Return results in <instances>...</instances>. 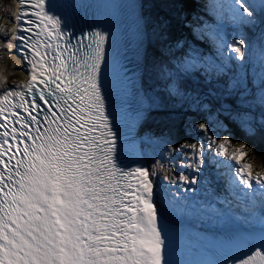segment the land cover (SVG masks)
<instances>
[{"label": "snow or ice", "instance_id": "1", "mask_svg": "<svg viewBox=\"0 0 264 264\" xmlns=\"http://www.w3.org/2000/svg\"><path fill=\"white\" fill-rule=\"evenodd\" d=\"M19 5L10 21L19 26L0 24V64L3 52L15 48L28 74L26 82L9 86L0 68V264H264V172L243 161L253 149L234 143L235 133L224 131L210 103L196 97L204 119L188 122L182 142L156 141L159 150L147 156L130 142L132 125L117 102L131 80L106 15L78 29L76 10L91 5ZM256 7L248 0H210L217 25L191 31L194 40L207 36L214 54L177 41L176 48L187 50L161 69L170 96H183L180 81L193 75L212 85L206 95L223 101L219 114L227 113L249 137L264 134V40L253 56L245 38L229 42L222 25L264 26ZM246 60L254 66L251 79ZM233 62L239 72L227 78ZM221 77L223 87L215 88ZM226 98L234 107L225 106ZM206 162L218 175L221 169L228 174L234 199L217 201L227 207L189 203L198 184L211 183ZM193 215L216 235L173 227Z\"/></svg>", "mask_w": 264, "mask_h": 264}, {"label": "rangeland", "instance_id": "2", "mask_svg": "<svg viewBox=\"0 0 264 264\" xmlns=\"http://www.w3.org/2000/svg\"><path fill=\"white\" fill-rule=\"evenodd\" d=\"M181 4L183 5V3L180 2L179 5ZM179 5L177 4V7ZM259 5L260 4H257V8H260ZM148 6L149 0H143V17L147 26L148 35V55L145 62L146 65L144 70V82L142 80V87L149 101L151 100L152 103H150L151 116L147 119V121H145V124L141 129L140 136L142 148L145 151V154L147 156H151L155 151L159 150V145L155 143L156 141L160 140L161 138H170L178 141L182 138L185 139L187 138L186 129L188 122L191 120L200 121L195 115L196 110L194 100L196 97H199L201 101L210 104L213 102L221 103L223 101H217L211 96L206 95L212 85H209L203 79H199L197 75H193L190 77L192 81L188 85L190 87L189 89H181V91L184 93L183 96L169 95L167 90L169 78L166 75L161 74V69L170 68L174 61V57L181 56L187 50V45L185 46V48L178 49L175 47V43L177 42L172 44L170 48L167 44H163L161 48L157 47L156 51H154L153 48L154 46H156V44L154 43L153 45V42H151L150 40V38H153L152 33H154V11H149ZM193 7L197 14L192 13V16H194V18H196V16L200 18L198 22L199 24L203 23L204 25L213 26V24H211L210 20L208 19L207 12L198 11L195 8V0H193ZM13 12V0H0V24L4 25L6 28L13 29L12 22H10L13 16ZM255 12H257V9H255ZM186 16L187 12L184 10L181 15L182 20H184ZM254 16H256L255 13ZM184 23L188 26V23L186 21H184ZM188 29L191 31L192 28L188 26L183 33L186 34L181 37L179 41L187 40L188 44L195 45V42L192 40V31L190 33L188 32ZM240 35L245 37V33H242ZM237 39H239V37ZM197 42L201 43L198 40ZM197 48L201 53H204L205 55H210L208 53H205L199 47ZM157 52L161 55L158 56ZM3 56L4 59L2 64H0V68H3L4 75L6 76L8 81L7 83H9V85H13L14 83H21L20 76L22 75L19 76L21 71L19 68V63L16 62V57L13 53V50L11 54H9L7 50H5L3 52ZM246 62L247 60L245 61V63ZM235 64L236 62H233V64L230 65L229 71L232 72V75L230 77H232L235 73L239 72V70L236 69ZM252 72L253 69L250 70L249 75H251ZM219 79V83L213 81V85L215 86V88L223 87L225 78L221 77ZM198 80H200L201 82H199ZM225 106L231 107L227 104V102ZM217 112H219V107H217ZM199 115L201 114L199 113ZM254 115L255 119L258 121L260 119L258 111L254 110ZM180 131H182L183 135H180L179 138L175 139L176 132L180 133ZM242 159L243 161L253 163V160H251L250 158L243 157ZM205 170L206 173L204 175L211 179V183L208 185H205L203 183L198 184L196 187L200 190H198L196 193L188 194L189 203H203L205 201H212L215 203L216 207L220 208L222 203L217 201H223V199L219 195L214 193L215 185L218 181L217 174L215 173L217 169L213 165H210L206 162ZM256 172H264V167L263 169H259ZM191 196H193V200L191 199ZM186 218H190L192 221L197 222L199 225H207L205 223H202L201 220L195 215L188 216Z\"/></svg>", "mask_w": 264, "mask_h": 264}, {"label": "trees", "instance_id": "3", "mask_svg": "<svg viewBox=\"0 0 264 264\" xmlns=\"http://www.w3.org/2000/svg\"><path fill=\"white\" fill-rule=\"evenodd\" d=\"M179 1L183 3V5L181 4L182 8L181 5H179ZM177 4L179 5L178 7ZM148 7L149 11H154V33H152L153 38H150L151 42H153V45L154 43L156 44V46L153 48L154 51H156L157 47L161 48L163 44H167L170 48L172 44L179 41L180 38L186 34H183L184 30L187 29L184 21L191 22L192 19L195 20L194 16H192V13L195 12L192 0H149ZM184 10L187 12V16L184 20H182L181 15ZM192 40L197 46V41L194 39ZM157 55L159 56L161 54L157 52ZM197 77L201 79L199 75H197ZM191 81V78L181 80V89H189L190 87L188 85L191 83ZM198 81L201 82L200 80ZM227 104L231 107H234L233 101L230 98H227ZM210 106L212 108L213 116L218 115L221 121L226 125L224 131H233L235 133V142L246 143L250 148L253 149V152L248 153L246 157L253 160L255 165L254 170L263 168L264 134H257L251 137L247 136L245 132L239 128L237 123L228 118V114H219V112H217V107H220L219 102H213L210 104ZM195 115L200 121L204 119V116L202 114L199 115V113L196 111ZM180 135H183L182 131H180V133L176 132L175 139L179 138ZM182 140L183 138L179 141ZM191 199L193 200V196H191Z\"/></svg>", "mask_w": 264, "mask_h": 264}, {"label": "bare ground", "instance_id": "4", "mask_svg": "<svg viewBox=\"0 0 264 264\" xmlns=\"http://www.w3.org/2000/svg\"><path fill=\"white\" fill-rule=\"evenodd\" d=\"M257 5V4H256ZM142 7H143V0H142ZM259 7H260V5H259ZM142 13H143V11H142ZM147 50H148V46H147ZM13 53H14V55H15V57H16V62L17 63H19V68H20V74H19V76L20 75H22V76H20V80H21V83L24 81V79H25V71L23 70V68H22V65H23V61H22V59H21V57L18 55V54H16L15 52H14V50H13ZM148 55V54H147ZM146 58H147V56H146ZM11 63V62H10ZM8 82V81H7ZM143 82H144V76H143ZM8 85H9V83H7ZM9 86H11V85H9ZM150 103H152L151 102V100H150ZM151 114V109H150V111H149V114L147 115V117L145 118V120H144V122H143V124L140 126V128H139V132H141V129H142V127L144 126V124H145V121H147V119L148 118H150V115ZM148 150V149H147ZM141 152H143V153H145V151L143 150V148L141 149ZM176 225H182V224H192V225H194V226H201V228H208V225H206V226H202V225H199L197 222H194V221H192L190 218H186V217H182V218H179V219H177V221H176V223H175Z\"/></svg>", "mask_w": 264, "mask_h": 264}]
</instances>
